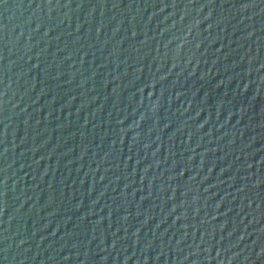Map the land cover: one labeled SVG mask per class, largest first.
Listing matches in <instances>:
<instances>
[{"label":"water","instance_id":"obj_1","mask_svg":"<svg viewBox=\"0 0 264 264\" xmlns=\"http://www.w3.org/2000/svg\"><path fill=\"white\" fill-rule=\"evenodd\" d=\"M0 264H264V0H0Z\"/></svg>","mask_w":264,"mask_h":264}]
</instances>
